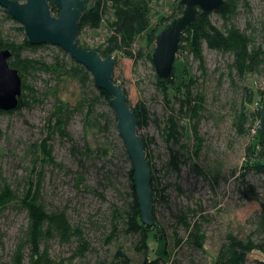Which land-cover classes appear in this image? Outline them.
I'll return each mask as SVG.
<instances>
[{
	"label": "rangeland",
	"instance_id": "rangeland-1",
	"mask_svg": "<svg viewBox=\"0 0 264 264\" xmlns=\"http://www.w3.org/2000/svg\"><path fill=\"white\" fill-rule=\"evenodd\" d=\"M250 2L253 9L252 26L259 30L258 22L264 21L263 0ZM90 3L92 4L93 0ZM176 3V0H154L151 4L153 24L160 15L171 16ZM2 11L0 36H10L21 42L25 37L24 31H19L21 26L10 17L7 19ZM246 20L244 14L239 17L238 25L241 29H244ZM105 26L103 23L98 30L84 31L79 37V43L93 50L100 47L108 37ZM153 48L154 44L150 52ZM59 50L57 47L46 46L27 50L25 55L51 61ZM185 58L184 54L177 55L174 69L177 84L182 79L181 71ZM204 58L207 71L203 89L207 94V102L204 118L199 125L202 143L197 150V144L187 126L181 141L183 148L177 147V150H181L183 159L187 160V164L182 167L181 178L168 166L169 147L161 134L168 116V108L156 87L157 76L154 69L144 59L134 63L119 57L114 64V80L124 88L130 104L134 106L137 102H142L148 110L149 125L140 133L151 142L146 153L152 160L158 189L166 190L165 202L161 204L164 199H159L160 202L154 205L161 227L155 237L156 243L152 242V236L149 237L150 259L161 256L166 262L175 259L180 264H214L227 232L233 231L243 238L254 230L253 223L256 220L258 205L247 199L246 195L250 194L245 188V182L260 192L261 178L255 173H249L243 181L241 173L246 162V148L255 133L254 128L258 129L259 120L251 127L246 126L247 130L250 128L249 135L238 136L232 125L230 109L236 105L240 106L242 89L250 88L255 94L253 103L248 104L247 108L251 112L257 111L259 107L261 110L262 101L260 102L257 90L264 89V79L260 81L261 79L254 75H247L243 81H239L237 77L230 80L228 55L205 49ZM187 61L190 73L201 76L198 64L191 58ZM200 80L202 82V79ZM47 81L44 74L32 78L35 92L42 94ZM78 93V89L70 85L62 94V98L71 104ZM31 99L29 97L30 101ZM54 105V98L50 97L41 102L39 100L28 109L13 114H0V184H9L18 193H22L28 189L29 183H39L41 202L49 210L64 211L74 226L83 228L90 243L89 252L83 258H76L75 241L61 244L51 240L50 255L57 263L104 264L120 247L132 262L140 261L142 255L132 249V242L136 237L124 232L121 220H117L119 226L112 241L107 242L112 234L110 223L114 219V211L125 212L131 204L128 181L130 161L118 136L116 125L113 127L112 122L108 120L110 111L114 116L112 110L102 100L95 107L94 115L102 114L104 117L100 120V123L106 126L104 132L97 129L91 131L92 129L85 127L84 114L76 113L66 123L64 134H60L57 130L51 132V127L48 126ZM44 143L50 149L52 162L45 161L42 148ZM187 156L192 159L188 160ZM194 164L202 171L216 176L218 183L214 179L195 174L192 171ZM188 206L202 208L205 210L204 215L209 219L203 226L206 241L202 253L174 249L172 234L175 223L172 212H178ZM26 225V214L19 207L12 205L0 212V264H10L16 241ZM179 236H183L182 231ZM252 258H256V253L252 254ZM247 264L255 263L249 259Z\"/></svg>",
	"mask_w": 264,
	"mask_h": 264
},
{
	"label": "trees",
	"instance_id": "trees-1",
	"mask_svg": "<svg viewBox=\"0 0 264 264\" xmlns=\"http://www.w3.org/2000/svg\"><path fill=\"white\" fill-rule=\"evenodd\" d=\"M13 1L23 2L24 0ZM153 1L93 0V3H89L88 7L81 13L78 23V40L84 31L98 30L105 23L108 37L100 47L94 49L102 58L113 56L116 62L119 57H122L132 60L134 63L144 59L154 69L150 50L155 43L156 35L171 20L180 16L182 9L177 6L179 0H176L173 14L169 17L160 15L156 23L153 24L151 10ZM51 11L54 16L59 14V10L52 6ZM252 11L250 0H223L219 10L209 14H199L182 35L178 55H186V61L184 67L182 66L181 81L178 84L175 82L176 75L174 72L171 78L165 81L155 78L156 87L162 94L168 108L165 126L161 130L163 139L169 147L168 166L180 178L182 177V167L187 164V160L183 159L184 156L181 150H177V147L183 148L181 141L187 126L192 132L197 150H199L202 143L199 136V125L204 118L207 102V94L203 89V81L206 79L207 71L204 50L207 49L230 57L227 66L230 80L237 77L239 81H243L247 75H254L256 78L261 79L260 81L264 79V21L258 22L259 30L254 28L251 18ZM2 12H4L7 19H10L6 11ZM243 14L247 20L244 29H241L238 20ZM213 17L216 19H213ZM19 31L23 32L22 27L19 28ZM79 44L86 50H93L88 49L82 43ZM46 46L48 45L30 46L25 37L21 42H17L10 36H0V50H8L11 53L8 61L9 66L18 71L22 80V96L17 108L9 112L0 111V114H13L30 108L32 104L38 103L39 100L41 102L44 99L47 100L53 97L55 105L50 114V124L48 125L51 127V132L57 130L60 134H64L66 123L76 113L84 114L85 127L92 129L91 131L97 129L99 132H104L106 126L100 123V120L104 117L102 114H96L95 116L94 110L101 100L111 109V98L105 92L98 90L89 72L75 63L61 49L51 61L25 55L27 50H35ZM188 58L198 64L201 76L197 77L190 73ZM43 74L48 81L45 84L44 92L40 94L38 91L35 92L36 87L31 83V80ZM200 79H202V82H200ZM70 85L79 91L74 98V103L71 104L68 100L62 98V94ZM255 86H257V83ZM122 89L127 96L123 87ZM257 91L261 102L264 99V89ZM254 94L253 89L243 88L240 106L236 105L232 107V110L230 109L232 125L238 136L245 137L249 135L250 128L247 130L246 126L251 127L256 120L260 119V107L254 112L249 111L247 108L248 104L253 103ZM29 97L32 98L31 101ZM128 103L136 120L137 133L142 138L147 151L151 142L144 138L140 131L147 129L149 125L148 110L142 102H137L134 106L129 101ZM109 114L108 120L115 127L116 120L111 111ZM254 130L255 133L246 148V162L242 166L243 172L241 173L243 181L249 173H255L261 178L260 192L254 187L251 188V185L245 182V188L250 194V196L246 195L247 199L256 202L258 205L256 220L253 223L254 230L245 234L243 238L237 236L233 231L227 232L214 264H247L249 259L255 264H264V135H260L257 128H254ZM42 148L45 161L52 162L50 149L46 146V143L43 144ZM187 157L188 160L192 159L189 156ZM146 160L151 173L150 187L154 198L152 214L155 224L153 227H148L140 220L138 200L132 181L133 168L130 164L128 169L130 208L125 212L114 211V219L110 223L112 234L107 241H112L114 232L119 226L117 220H121L124 232L136 237V240L132 242V249L142 255V259L138 262H132L120 247L115 251L112 258L104 264H180L175 259L166 262L161 256L150 259L149 237L152 236V242L156 243L155 237L161 227L156 217L154 205L160 202L159 199H164L161 204L165 202L166 190L158 189L152 160L147 153ZM192 171L199 176L214 179L218 183L216 176L202 171L195 164ZM12 205L24 211L27 225L16 241L10 264H62L54 261L50 255L49 242L51 240H56L61 244H69L75 241L77 245L74 257L76 258H83L89 252L90 243L84 235L83 228L74 226L64 211L49 210L41 202L39 183H29L28 189L22 193H18L9 184H0V212ZM204 213L205 210L202 208H192L190 206L186 209H180L178 212H172L175 223L172 236L176 251L204 252L206 236L203 226L209 220ZM180 231H182L183 236H179ZM165 250L166 246L164 244ZM254 253H256V258H252Z\"/></svg>",
	"mask_w": 264,
	"mask_h": 264
},
{
	"label": "water",
	"instance_id": "water-1",
	"mask_svg": "<svg viewBox=\"0 0 264 264\" xmlns=\"http://www.w3.org/2000/svg\"><path fill=\"white\" fill-rule=\"evenodd\" d=\"M90 0H0V8L23 29L30 46L48 45L61 49L91 75L98 90L110 99L118 136L133 168V186L139 205L141 222L153 227L154 202L151 173L147 166L146 146L137 133L136 120L121 84L113 80V56L102 58L95 50H86L78 41V23ZM223 0H179L181 15L171 20L156 35L151 62L160 81L171 78L184 32L199 14H209L221 8ZM51 6L59 10L54 16ZM11 53L0 50V111L15 110L22 96V80L17 70L9 66ZM258 133L264 135V99L260 110Z\"/></svg>",
	"mask_w": 264,
	"mask_h": 264
},
{
	"label": "built area",
	"instance_id": "built-area-1",
	"mask_svg": "<svg viewBox=\"0 0 264 264\" xmlns=\"http://www.w3.org/2000/svg\"><path fill=\"white\" fill-rule=\"evenodd\" d=\"M263 6H264V0H263ZM262 87L264 88V82L262 83Z\"/></svg>",
	"mask_w": 264,
	"mask_h": 264
}]
</instances>
